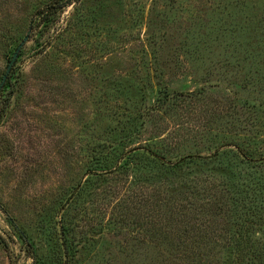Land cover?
Instances as JSON below:
<instances>
[{
    "label": "rangeland",
    "instance_id": "rangeland-1",
    "mask_svg": "<svg viewBox=\"0 0 264 264\" xmlns=\"http://www.w3.org/2000/svg\"><path fill=\"white\" fill-rule=\"evenodd\" d=\"M45 1L0 0V81L28 35L0 126V264H63L60 225L84 248L70 264H232L238 229L264 242V0H64L54 37L36 42ZM163 87L171 100L148 111ZM125 134L131 163L85 176ZM154 149L193 158L172 171L148 162ZM182 184L189 210L156 193L148 209L153 189Z\"/></svg>",
    "mask_w": 264,
    "mask_h": 264
},
{
    "label": "trees",
    "instance_id": "trees-1",
    "mask_svg": "<svg viewBox=\"0 0 264 264\" xmlns=\"http://www.w3.org/2000/svg\"><path fill=\"white\" fill-rule=\"evenodd\" d=\"M68 5H69V2H66L64 0H47L42 5L37 7L34 10L32 17L30 19L29 30H28L30 32L29 37L31 36L32 40L34 39L36 42H39L43 37L52 39L54 37L53 34L55 33L56 30H53L52 33H51V30L56 29V25L60 20V16L63 13V10ZM13 78H14V72L11 69L6 78L4 85L2 86L3 90H8V91L5 94L3 102L0 104V126L9 108V100L14 94L13 92L14 90L12 88L13 84L11 83ZM172 95L173 94L170 93L166 87L161 88L158 91V96L155 100V103L148 108V111L150 112L158 111L171 100ZM127 138H128V135L125 134V135H122V137H120L116 143H112L113 141H111L110 143L106 142L107 144H105L104 142L101 145L100 150L95 152L88 160L86 164V169H85V176H93V175L100 174V173L107 174V173H112L115 171L117 172L122 167L126 166L127 164H130L133 158H135L137 154L139 153L138 149L128 150V151L122 150L120 153H118L117 151L118 147L122 146L124 143L123 141L127 140ZM236 146L238 147L237 149L239 150L238 151L239 154L242 156V158L246 162L253 161L254 156L249 149H242L237 144ZM222 148L223 146L216 148L212 156H218ZM142 151L143 153H146L145 149H143ZM147 153H148L147 159L149 163L160 164L161 166H165L167 169H170L172 171L181 169V167L185 164V162L190 160V158H193V157H183V158H174V159L167 160L165 159V157H163L162 154H160V152L157 149L148 150ZM81 189H83V185L81 186L78 185L75 189H73V191L71 192V195L66 201V204H65L66 206L69 207V203L71 202L70 198L73 195L75 196L77 193H79ZM155 193L156 195H159V197L163 201V204L165 206L168 205L169 208L171 207V203L177 205L179 204L180 201L187 200L185 202L188 205L187 210H189L193 206V203H195V201L198 199L195 195H193V192L190 191V187L186 185L184 186L183 184L179 185V187L176 189L173 188L171 192H167L164 189H158V190L153 189V192L147 196V200H149L147 202L148 203L147 205H148V209L150 210L153 209V206H154V203L153 204L151 203H152V199H155L154 198ZM204 195H205V197H203L204 199L203 198L201 199L203 200V205H202L203 207H201L200 209L201 212L206 211L208 207L210 208L209 206L210 199H208L209 195L208 194H204ZM259 213L260 212H258V214ZM178 214H182V212L179 211ZM11 225L15 226L14 224H11ZM58 231H59V246H60V252L63 258V264H70L71 262H73L75 255L84 248L82 246L77 247V245L75 246L73 245V243L69 239L68 229H66L64 225H60V228ZM17 234H18V238L22 241V243H24L26 246L31 248V244L28 243L26 235L23 234L18 229H17ZM242 238H243V234L241 232V229H238V236L236 235V241H235L237 242L236 243L237 252L235 255L236 260L232 262V264H250V263H245L244 258L248 256L249 254H255V253H256L257 258L262 262L261 264H264V242L260 244L253 243V242L244 244V239ZM245 246H247L248 248L246 249L247 255L244 257H240L241 250H244Z\"/></svg>",
    "mask_w": 264,
    "mask_h": 264
},
{
    "label": "water",
    "instance_id": "water-1",
    "mask_svg": "<svg viewBox=\"0 0 264 264\" xmlns=\"http://www.w3.org/2000/svg\"><path fill=\"white\" fill-rule=\"evenodd\" d=\"M27 40H28V35H26L23 38V40L16 47V49H15V51H14V53H13V55H12V57H11L9 63H8V66L6 68L5 74L3 75L2 80L0 82V90H1L2 86L4 85V83L6 81V78H7L8 74H9L10 70L12 69L13 64L15 63L20 51L22 50V48L26 44Z\"/></svg>",
    "mask_w": 264,
    "mask_h": 264
}]
</instances>
